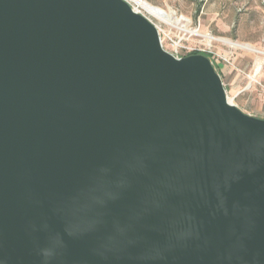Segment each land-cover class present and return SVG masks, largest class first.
Returning a JSON list of instances; mask_svg holds the SVG:
<instances>
[{
  "label": "water",
  "instance_id": "1",
  "mask_svg": "<svg viewBox=\"0 0 264 264\" xmlns=\"http://www.w3.org/2000/svg\"><path fill=\"white\" fill-rule=\"evenodd\" d=\"M0 264H264V118L127 0H0Z\"/></svg>",
  "mask_w": 264,
  "mask_h": 264
},
{
  "label": "rangeland",
  "instance_id": "2",
  "mask_svg": "<svg viewBox=\"0 0 264 264\" xmlns=\"http://www.w3.org/2000/svg\"><path fill=\"white\" fill-rule=\"evenodd\" d=\"M127 1L160 27L165 48L211 54L229 100L264 118V0H146L171 14L166 23Z\"/></svg>",
  "mask_w": 264,
  "mask_h": 264
},
{
  "label": "bare ground",
  "instance_id": "3",
  "mask_svg": "<svg viewBox=\"0 0 264 264\" xmlns=\"http://www.w3.org/2000/svg\"><path fill=\"white\" fill-rule=\"evenodd\" d=\"M130 1L135 3V4H138L142 9L147 11L150 15H153V16L159 18V20H162L165 23L171 20V16H170L171 14H169L167 11L161 10L160 8H158L157 6H155L151 3H148L146 0H130ZM207 37H208V39L213 38L212 36H207ZM257 67H258L257 68V70H258L260 67L259 66H257ZM228 100H229V98H228Z\"/></svg>",
  "mask_w": 264,
  "mask_h": 264
},
{
  "label": "built area",
  "instance_id": "4",
  "mask_svg": "<svg viewBox=\"0 0 264 264\" xmlns=\"http://www.w3.org/2000/svg\"><path fill=\"white\" fill-rule=\"evenodd\" d=\"M132 7V6H131ZM132 9L134 10V11H138L137 9H134L133 7H132ZM140 12V11H139ZM141 13V12H140ZM151 21V20H150ZM157 26V25H156ZM157 29H158V33H159V40L161 41V45H162V48L166 51H168V52H170L171 54H173L175 57H177V58H181V56H185V54L184 53H182V49H183V47H185V46H174V47H172V49H167V48H165L164 47V45H163V40H161V37H160V27L159 26H157ZM189 51H191V50H189ZM198 51V50H197ZM194 52V51H193Z\"/></svg>",
  "mask_w": 264,
  "mask_h": 264
},
{
  "label": "trees",
  "instance_id": "5",
  "mask_svg": "<svg viewBox=\"0 0 264 264\" xmlns=\"http://www.w3.org/2000/svg\"><path fill=\"white\" fill-rule=\"evenodd\" d=\"M196 53H202V54H204V55H206L208 58H210V55L211 54H209V53H205V52H199V51H194V52H192V54H196Z\"/></svg>",
  "mask_w": 264,
  "mask_h": 264
}]
</instances>
